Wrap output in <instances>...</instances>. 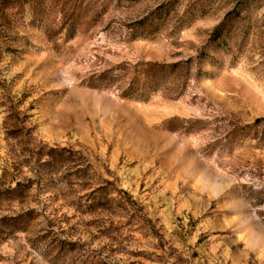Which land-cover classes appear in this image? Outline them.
Segmentation results:
<instances>
[{"label": "rangeland", "instance_id": "rangeland-1", "mask_svg": "<svg viewBox=\"0 0 264 264\" xmlns=\"http://www.w3.org/2000/svg\"><path fill=\"white\" fill-rule=\"evenodd\" d=\"M73 2L101 15L67 39ZM13 16L0 264H54L61 241L79 247L56 264H264V0H44ZM154 64L176 67L125 96Z\"/></svg>", "mask_w": 264, "mask_h": 264}, {"label": "trees", "instance_id": "trees-1", "mask_svg": "<svg viewBox=\"0 0 264 264\" xmlns=\"http://www.w3.org/2000/svg\"><path fill=\"white\" fill-rule=\"evenodd\" d=\"M44 0H0V35L4 33L5 30H11L14 28V16L13 12L20 13L23 12L26 6L31 5L35 8H39L41 3ZM247 2H242V5H246ZM207 5L203 6V10L206 11ZM62 12H64V19H63V29L66 28L67 31V39H71L75 37L77 32L83 25L87 23H91V25L97 23L99 20V12L96 6H91V4H84V2H73L70 3H63ZM101 15V14H100ZM90 25V24H89ZM222 30V26L218 28L217 33H220ZM169 67L173 70L176 66H165V65H148V76L145 77V85L144 88L140 90L137 82H133L130 88L124 93L127 97H133L135 93L139 91L145 93L143 95L151 94L161 87H163V77L166 70ZM159 74V76H157ZM166 85V84H165ZM145 97V96H143ZM55 150H51V154ZM10 192L14 193L16 190H10ZM110 200H107L105 204H102L103 207H106L110 204ZM102 207V208H103ZM20 218H14V222H19ZM79 246L77 244L67 243L66 241H61L58 246V252L55 256L52 257V262L56 264L60 260L66 259L69 253H74ZM49 255H53V250H48ZM91 264H94L92 262Z\"/></svg>", "mask_w": 264, "mask_h": 264}]
</instances>
